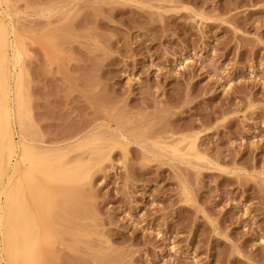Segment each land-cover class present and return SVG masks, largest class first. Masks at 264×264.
Returning a JSON list of instances; mask_svg holds the SVG:
<instances>
[{
  "label": "rangeland",
  "instance_id": "rangeland-1",
  "mask_svg": "<svg viewBox=\"0 0 264 264\" xmlns=\"http://www.w3.org/2000/svg\"><path fill=\"white\" fill-rule=\"evenodd\" d=\"M6 5L33 140L127 148L58 213L44 264H264V0ZM183 136L203 160L162 149Z\"/></svg>",
  "mask_w": 264,
  "mask_h": 264
},
{
  "label": "bare ground",
  "instance_id": "bare-ground-1",
  "mask_svg": "<svg viewBox=\"0 0 264 264\" xmlns=\"http://www.w3.org/2000/svg\"><path fill=\"white\" fill-rule=\"evenodd\" d=\"M6 4L0 0V264H44V253L55 242V220H64L58 213L82 208V189L91 171L109 161L113 149L119 148L125 159L127 148L120 142L100 147L102 140L90 134L65 147L40 146L33 140L24 89L25 49ZM195 140L183 136L174 145L162 144V149L182 161L190 157L201 161ZM86 147L91 149L87 160L68 159ZM57 200L64 202L62 208Z\"/></svg>",
  "mask_w": 264,
  "mask_h": 264
}]
</instances>
